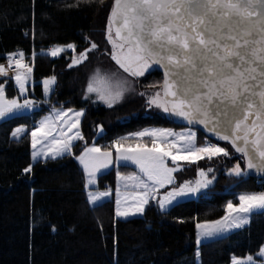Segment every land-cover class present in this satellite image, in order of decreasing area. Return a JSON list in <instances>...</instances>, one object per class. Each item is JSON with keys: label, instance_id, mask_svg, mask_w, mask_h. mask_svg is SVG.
I'll return each instance as SVG.
<instances>
[{"label": "trees", "instance_id": "1", "mask_svg": "<svg viewBox=\"0 0 264 264\" xmlns=\"http://www.w3.org/2000/svg\"><path fill=\"white\" fill-rule=\"evenodd\" d=\"M114 0H0V64L8 54L22 50L32 59V86L38 99L30 113H20L0 121V264H195L197 222L219 219L226 203H238L240 192L264 191L263 184L250 175L238 180L227 173L239 160L224 141H214L198 131L197 141H214L230 152L229 158L217 157L187 164L176 174L177 183L195 178L197 167H213L214 183L206 192L181 201L168 210L152 201L142 216L117 217L114 201L90 206L86 177L78 160L65 154L55 159L31 161V130L46 113L57 108L83 109L81 133L90 143L97 138L102 148L114 140L146 126L180 128L168 113L148 107L152 92L148 85L162 82L156 67L139 77L125 98L112 107L84 99L91 73L112 69L116 64L108 54L106 38L108 17ZM95 42L98 49L83 64L69 68L73 55L67 50L58 57L49 54L56 45L73 43L77 52ZM55 75L57 83L49 99L43 98L42 81ZM12 77V76H9ZM9 98L18 95L13 79L0 77ZM24 126L19 138L12 131ZM79 141L78 149L84 146ZM32 165L30 173L23 169ZM211 176L213 175L210 174ZM115 173L100 176L99 188L114 186ZM182 221V222H181ZM264 245V210L255 212L243 228L199 247L201 264H230L233 255L257 256Z\"/></svg>", "mask_w": 264, "mask_h": 264}, {"label": "snow or ice", "instance_id": "2", "mask_svg": "<svg viewBox=\"0 0 264 264\" xmlns=\"http://www.w3.org/2000/svg\"><path fill=\"white\" fill-rule=\"evenodd\" d=\"M106 38L111 59L130 76L142 77L153 65L163 68V81L147 86L155 90L139 93L147 97L148 107L179 117L188 125H203L216 140L229 143L247 169L238 160L227 169L229 176L242 181L252 171L264 173V0H114ZM69 49L73 55L68 67L72 68L87 61L98 45L90 42L79 52L73 43L56 45L49 54L57 57ZM24 55L23 51L9 53L7 65L0 64V77L14 79L18 88V95L9 98L7 80L0 82V120L37 107L25 95L33 69ZM56 83L55 75L42 81L45 96L54 91ZM127 86V80L113 83L111 77L97 71L86 91L112 107L123 99ZM83 115V109L54 107L40 119L30 133L32 159L73 155L74 141H84L80 132ZM26 131L20 126L11 134L19 138ZM129 138H138V142L126 145ZM143 138H148L151 146L139 142ZM217 157L229 158L230 152L207 139L197 143L191 128L181 132L145 128L114 140L108 148L84 141L82 151L75 156L83 167L85 187L96 184L97 174L113 164L123 162L126 166L130 162L136 166L137 172L116 173L115 215L125 218L143 214L152 201L166 211L179 198L208 189L216 179L209 176L214 172L211 167L198 166L194 181L177 183L175 174L183 168L180 162L198 164ZM31 171V164L23 169L24 173ZM87 195L89 202L96 204L110 191ZM237 199L238 203H226L225 214L219 219L195 224L198 245L201 238L243 227L255 210H264V191L241 193ZM257 255L264 258V245ZM231 264L257 261L252 254L233 255Z\"/></svg>", "mask_w": 264, "mask_h": 264}, {"label": "rangeland", "instance_id": "3", "mask_svg": "<svg viewBox=\"0 0 264 264\" xmlns=\"http://www.w3.org/2000/svg\"><path fill=\"white\" fill-rule=\"evenodd\" d=\"M70 50V49H69ZM62 54V53H61ZM58 57V56H57ZM155 67V65H153L149 70H151L152 68H154ZM148 70V71H149ZM97 71H99L100 73H101V75L102 76H107V77H111L112 78V80H113V83H115L116 81H123V80H127L128 81V86H127V88H128V90L127 91H125V93H124V96H123V99L125 98V96H126V94H127V92H129V90H131L132 89V86H134V82L139 78V77H132V76H130L128 73H125L124 71H123V69H120L119 68V66L117 65V64H115L114 66H113V68L112 69H103V68H98V69H96V70H94L92 73H91V76H90V78H89V80L92 78V76L97 72ZM147 73V72H146ZM13 76H14V74H12ZM89 80H88V82H89ZM88 84V83H87ZM16 85V84H15ZM32 86V73L30 74V78H29V84H28V90H27V92H26V96H27V98H29V99H31V100H33V101H37V99L38 98H36L35 96H34V94H33V92L30 94V87ZM17 87V86H16ZM86 89H87V85H86V87H85V92H84V99H86V100H89V101H92V102H100L101 104H103V105H105V106H108L107 104H105L103 101H101V100H99L98 98H97V96L95 95V94H88L87 93V91H86ZM42 90H43V85H42ZM43 92V91H42ZM52 94V93H51ZM51 94L49 95V96H45L44 95V92H43V98H45V99H49V97L51 96ZM87 97V98H86ZM21 99H23V98H21ZM123 99H121L119 102H117L116 104H119ZM39 101H41L42 103H44L42 100H40V99H38ZM45 104V103H44ZM116 104H114V105H116ZM113 105V106H114ZM56 109H60V108H57V107H55ZM36 109V107L35 108H32V109H29V110H25L23 113H30V112H32L33 110H35ZM75 111H79V110H81V109H74ZM50 114V112H48V113H46L43 117H45V116H48ZM42 117V118H43ZM41 118V119H42ZM82 118H83V116L81 117V120H82ZM1 121V120H0ZM145 128H170V129H172L173 131H175V132H181V131H186L188 128H190V127H180V128H172V127H167V126H161V125H158V126H146V127H144V128H142V129H140V130H143V129H145ZM101 129H102V127H100L99 129H98V133H97V136H96V138L93 140V141H91L90 143H88V145L89 146H91V144L92 143H96L98 146H100L98 143H97V138L100 136V135H102V133H103V129H102V131H101ZM192 129V131H194V132H196V136H197V138H198V131L196 130V129H194V128H191ZM140 130H137V131H140ZM137 131H134V132H137ZM80 132H81V122H80ZM134 132H131V133H134ZM82 134V133H81ZM130 134V133H129ZM129 134L128 135H126V136H124V137H128L129 136ZM79 141H74V144H75V146H74V148H76L77 150H76V153H75V155H79V153L82 151V149H83V147L81 148V149H78L79 148V146L77 145V143H78ZM138 142V138H129L128 140H126L124 143L127 145V144H131V145H134L135 143H137ZM139 142H144V143H148L149 144V146H151V144H150V141L148 140V138H143V140H140ZM197 143H199L198 141H197ZM101 147V146H100ZM112 151H113V156H114V158H115V151H114V149H112ZM73 152V151H72ZM40 158H43V157H40ZM39 158V159H40ZM31 161H32V163L33 162H35L33 159H32V156H31ZM79 162V161H78ZM182 165H183V168H182V170L181 171H183L186 167V165H187V163L186 162H180ZM81 167H82V165H81ZM83 168V167H82ZM211 168H213V167H211ZM214 169V172H213V175H215L214 173H216V169L215 168H213ZM117 170H119V172L122 174V175H128V174H131V173H133V172H137L138 170H137V168H136V166L135 165H132L130 162L129 163H127V165L125 166V164L123 163V162H121V164H119V165H117V164H113V165H111L108 169H104V170H102L101 171V173H98L97 174V182H96V184H94V185H90V186H88L87 187V193L88 192H103L100 188H99V184H100V176L102 175V174H105V173H108V172H110V171H114V173H115V184H116V187H117V178H116V173H117ZM180 172V171H179ZM178 173V172H177ZM176 173V174H177ZM175 174V175H176ZM210 174H212V173H210ZM209 174V176H211ZM197 178V175H196V177L195 178H191V179H188V180H192V181H194L195 179ZM213 183H214V181H213ZM212 183V184H213ZM211 184V185H212ZM210 185V186H211ZM209 186V187H210ZM121 190H123V187L121 186ZM163 191V190H162ZM207 191V189H205V190H202V192H206ZM201 193V192H200ZM240 193H245V192H240ZM198 194V193H197ZM197 194H195V195H191V196H188V197H182V198H179V201L178 202H181V201H186V200H189V199H192V198H194V197H196L197 196ZM113 193H110V195L109 196H107V197H103V198H101V200L100 201H98L96 204H98L99 202H103V201H106V200H108V199H112L113 200ZM116 199V198H115ZM177 202V203H178ZM91 205H95V204H93V203H90ZM176 204V203H175ZM171 207V206H170ZM169 207V208H170ZM257 212H260V211H262V210H256ZM253 213H255V212H253ZM252 213V214H253ZM144 214V213H143ZM143 214H136V215H133V216H142ZM251 214V215H252ZM122 218H125V217H122ZM246 225H248V224H246ZM246 225H244V226H246ZM243 226V227H244ZM243 227H241V228H243ZM241 228H239V229H241ZM239 229H233V230H230L229 232H226V233H223V234H221V235H219V236H217V237H214V238H201V243L198 245L197 244V242H196V263L195 264H201V261H200V254L199 255H197V253H199V247H200V245L203 243V242H206V241H210V240H214V239H217V238H220V237H223V236H226V235H229V234H231V233H233V232H235V231H237V230H239ZM197 229H196V241H197ZM238 257V256H237ZM254 259L257 261V264H264V258H262V257H260V256H254ZM230 264H231V262H230Z\"/></svg>", "mask_w": 264, "mask_h": 264}, {"label": "water", "instance_id": "4", "mask_svg": "<svg viewBox=\"0 0 264 264\" xmlns=\"http://www.w3.org/2000/svg\"><path fill=\"white\" fill-rule=\"evenodd\" d=\"M155 67L161 71V74H162V81H163V74H164V70L163 68H161L159 65H155ZM171 120L176 124V125H180V126H183V127H190V128H194L198 131H201L202 133H204L206 135V137L214 140V141H218L216 140L210 133H208L206 131V129H204L203 125H188L187 121H184L182 120L181 118L179 117H176V116H173V115H169ZM225 142V141H224ZM229 144V143H228ZM230 145V144H229ZM231 146V145H230ZM232 148V147H231ZM233 149V148H232ZM234 153L238 156H240L239 153H236L235 150L233 149ZM250 176H252L253 178L255 179H259V180H264V173H256L254 171H252L250 174Z\"/></svg>", "mask_w": 264, "mask_h": 264}, {"label": "crops", "instance_id": "5", "mask_svg": "<svg viewBox=\"0 0 264 264\" xmlns=\"http://www.w3.org/2000/svg\"><path fill=\"white\" fill-rule=\"evenodd\" d=\"M13 80H14V79H13ZM14 84H15V81H14ZM50 113H51V112H50ZM32 151H33V149H32ZM108 186H109V185H107L105 188H102L101 190H102V191H110V193H113V195H114V196H113V201H114V207H115V200H116L115 198H116V188H117V187H116V184H114V186H112L113 191H111V190L107 189ZM87 190H88V189H87V187H86V193H87ZM122 191H123V190H122ZM87 194H88V193H87ZM239 194H241V193H239ZM239 194H238V195H239ZM87 199H88V195H87ZM108 200H109V199H108ZM88 202H89V200H88ZM99 203H101V202H99ZM99 203H98V204H99ZM89 204H90V202H89ZM95 205H97V204H95ZM95 205H91V204H90V206H95ZM146 207H147V206H146ZM254 212H257V211L255 210ZM129 217H133V215H132V216H129Z\"/></svg>", "mask_w": 264, "mask_h": 264}, {"label": "built area", "instance_id": "6", "mask_svg": "<svg viewBox=\"0 0 264 264\" xmlns=\"http://www.w3.org/2000/svg\"><path fill=\"white\" fill-rule=\"evenodd\" d=\"M19 51H22V50H18V51H14V52H19ZM14 52H12V53H14ZM24 52V51H23ZM25 54V53H24ZM24 60H25V62L26 63H28V64H30L31 65V63H32V59H28L27 58V56H26V54L24 55ZM5 65H7V61L5 62ZM9 73L10 74H14V72L13 71H9ZM213 143V142H212ZM259 184L261 185V184H263V180H261V181H259Z\"/></svg>", "mask_w": 264, "mask_h": 264}]
</instances>
